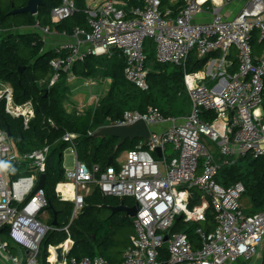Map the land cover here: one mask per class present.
I'll list each match as a JSON object with an SVG mask.
<instances>
[{"label": "built area", "instance_id": "2783aa9c", "mask_svg": "<svg viewBox=\"0 0 264 264\" xmlns=\"http://www.w3.org/2000/svg\"><path fill=\"white\" fill-rule=\"evenodd\" d=\"M141 2L142 6H130L125 0H104L88 6L90 29L77 27L70 40L54 47L58 56L51 60L54 74L49 85L62 71L68 72V80L76 78L71 70L87 55L117 48L126 57V78L146 90L147 39L154 40L157 60L162 63L185 67L191 53L200 58L215 52L218 55L201 71L185 69L184 83L191 100L187 115L166 117L149 107L144 113L125 111L115 121L127 125L144 119L151 129L148 142L139 139L118 167L110 164L102 170L99 164L87 166L77 157L78 135H64L76 161L73 168L64 166V182L72 194L57 193L61 200L74 203V216L83 210L85 190L90 191L92 185L99 186L106 196L132 197L139 204L131 245L121 261L109 262L94 255L73 259L71 264H160L164 244L170 253L167 264H235L241 258L261 259L264 210L246 215L245 185L238 182L225 187L217 176L223 164L248 155L264 158V51L256 55L253 45L255 33L259 40L264 39V0H185L177 11L171 6L163 8L161 0ZM236 2L242 3L236 15L223 13ZM76 11L75 0H61L52 8L51 20L60 23ZM33 28L45 41L52 33L49 26L39 22ZM2 100L6 112L21 117L28 128L35 116L33 103H17L13 87L0 81ZM205 110L216 114L213 122L202 118ZM155 124L164 129L153 130ZM159 147L160 156L156 151ZM49 153V145L19 152L13 138L0 126V234L9 226L11 241L2 240L0 235V249L9 255L10 245L15 244L27 252L24 258L10 255L13 264H39L40 243L51 228L39 219L48 200L44 188L37 189L41 174L46 173ZM14 166L29 173L14 178ZM193 190L201 192V202L191 206ZM210 207L216 214V226L212 231L197 229L200 249H194L184 232H171L164 242L177 216L185 222L203 223ZM69 245L64 246L65 251Z\"/></svg>", "mask_w": 264, "mask_h": 264}, {"label": "trees", "instance_id": "16d2710c", "mask_svg": "<svg viewBox=\"0 0 264 264\" xmlns=\"http://www.w3.org/2000/svg\"><path fill=\"white\" fill-rule=\"evenodd\" d=\"M77 11L71 17L53 23L50 12L59 5L61 0H43L36 15L31 13H11L15 8L24 7L28 0H0V81L10 84L14 90L17 103L31 101L35 116L25 128L23 119L14 118L5 110V100L0 101V126L10 129L13 141L19 152H28L50 146L47 161L46 182L44 192L48 205L43 209L49 213L45 221L51 228L47 231L39 247L37 260L39 264H51L50 247L60 246L68 239L73 245L67 254V264L73 259L80 260L85 256L101 255L109 262L121 261V255L131 245V235L134 233V220L124 213H112L107 205L117 206L120 197L106 196L99 186H93V192L85 197L83 210L74 218V203L61 200L56 191L57 185L65 179L64 152L70 143L63 139L66 133H75L77 157L91 167L99 164L105 169L112 165L119 166L120 156L138 144L139 139L128 140L116 148L119 138L107 136L97 138L94 133L100 127L120 120L125 111L144 113L149 107L157 108L164 116L183 117L189 113L191 100L184 83L185 69L188 72H198L204 69L211 58L218 53H210L199 57L191 53L186 66L174 63H162L157 60L156 44L153 39L145 42L148 69V89L141 90L125 76L126 57L120 49L113 48L110 53L87 55L84 60L77 61L72 72L80 79L103 78L110 79L109 90L100 98L98 106L85 112H68L64 101L70 91L68 72L62 71L59 79L50 86L54 74L51 60L58 56L55 49L45 50V40L38 31L21 30L22 27H33L37 22L49 26L68 36L77 27L90 29L86 9L87 0H75ZM130 6H142L141 0H125ZM162 7H170L169 0H161ZM185 4V0L172 6L177 11ZM254 51L259 55L264 51V39L259 40L255 33ZM62 56L66 52L61 53ZM25 66L20 72L19 68ZM43 82V83H42ZM202 118L213 122L214 112L205 110ZM219 157V155H218ZM219 159V158H218ZM223 159V157H221ZM29 172L23 167L14 166L12 176L17 178ZM217 181L225 187L242 182L246 187L243 195L250 199L251 207L245 210L253 215L264 210V158H254L251 155L237 159L229 164H223ZM195 199L191 206L201 202V192L193 190ZM127 205L132 206L135 200L124 198ZM39 216L41 221L42 217ZM216 214L212 207L207 211L206 221L185 222L177 216L172 233L184 232L188 235L195 250L202 247L199 227L212 231L216 226ZM57 219V226L53 225ZM2 240L10 241L9 226L1 230ZM12 249V245H10ZM170 258L168 245L160 249L159 262L167 264Z\"/></svg>", "mask_w": 264, "mask_h": 264}, {"label": "water", "instance_id": "95a60500", "mask_svg": "<svg viewBox=\"0 0 264 264\" xmlns=\"http://www.w3.org/2000/svg\"><path fill=\"white\" fill-rule=\"evenodd\" d=\"M43 0H28L27 4L24 7L21 8H15L11 13L16 14V13H31L32 15H36L39 11V7L43 5ZM25 69V66H21L19 68V71L22 72ZM7 132L10 137H12V133L10 129H7ZM94 136L97 138H104L107 136L111 137H117L119 138V142L116 145V148H119L121 145L125 144L128 140H135V139H143L144 143L146 144L148 140L151 137V129L148 125V123L144 119H140L132 124H127V125H118L115 122H112L109 125L100 127L97 129L94 133ZM157 153L159 156L162 153L161 148H157ZM113 163V158L110 157L109 159V164ZM45 182H46V173H42L40 176L39 183L37 185V189H43L45 187ZM113 213L116 212H125L127 217L134 218L136 216V213L139 208V204L135 203L132 206L126 205L124 198H121V202L117 206H108ZM57 219L54 220L53 225L57 226ZM171 231L169 230L165 236H164V242H168L169 237H170ZM71 245L66 249L67 253L70 251ZM63 251L64 247L59 246L56 248L55 252L57 255V262H61L62 257H63ZM261 264H264V249L262 253V258H261Z\"/></svg>", "mask_w": 264, "mask_h": 264}, {"label": "crops", "instance_id": "0c3cea01", "mask_svg": "<svg viewBox=\"0 0 264 264\" xmlns=\"http://www.w3.org/2000/svg\"><path fill=\"white\" fill-rule=\"evenodd\" d=\"M179 2V0H174L173 2H171L169 0V3H170V6H175L177 3ZM240 2H236L235 4H232V5H235V8L237 7V4H239ZM231 5V6H232ZM90 6V5H89ZM235 9L234 7H229V8H225L227 9L225 14L228 16V15H231L230 13H232V10L230 9ZM204 20H206L207 18H203ZM21 30H23L24 32L26 31H36L33 27H22ZM71 37L70 36H67V35H64L62 33H59V32H56V31H52L51 35H49L47 38H46V41H45V50H49V49H52L54 48L55 46H57L59 43L61 42H64V41H67V40H70ZM91 79V78H89ZM89 79H86V80H89ZM109 81L108 83V86L106 88V91L109 90L110 88V84H111V80L110 79H106ZM84 81V82H83ZM79 85L77 88L80 89L81 86H87V85H90L91 82L90 81H85L84 79H80V78H76V80L74 82H72V84H76ZM78 83H81V84H78ZM70 86V90L72 88V86ZM97 96V95H96ZM104 96V95H103ZM99 100V99H98ZM98 103H96L94 105V108L97 106ZM91 105V99H89V101L87 102V104H84V105H81L80 108H82V110H79L78 112L79 113H82V112H85L86 110L90 109ZM65 106V105H64ZM93 107V106H92ZM66 108V106H65ZM79 108V109H80ZM66 110L68 112H72L71 110H68L66 108ZM165 126H168V125H165ZM164 129V126H161L160 129H158L159 131ZM70 149V147H69ZM124 160L126 159V156H127V151L124 152ZM121 157V156H120ZM123 159V158H122ZM122 159H119V164L122 163L124 160ZM65 166V165H64ZM56 191L58 193L60 192H63L66 196H70L72 194V190L71 188L69 187V185H67L64 180L62 182H60L57 187H56ZM91 193H89L88 195H90ZM87 196V195H86ZM114 197V196H113ZM125 198V197H124ZM120 202H121V199H120ZM127 205V204H126ZM108 206H111V205H107V210L109 209L110 211H112ZM243 206H244V211L249 209L251 207V202H250V199L247 198V197H244L243 198ZM113 213V212H112ZM116 213H119V212H116ZM120 213H124L125 212H120ZM114 214V213H113ZM126 215V214H125ZM77 215L74 216V210H73V216L72 218L76 217ZM42 220L43 222L45 223V221H47L49 219V213L48 212H44L42 215ZM130 218V217H129ZM134 234V233H133ZM132 234V235H133ZM131 235V236H132ZM69 244H73V241L71 239H68L65 243L61 244L60 246H66V245H69ZM59 247V246H51L50 247V253H51V257H50V262L51 264H67V251H63V257H62V260L61 262H57V255H56V248ZM10 255H17L21 258H24L26 255H27V252L24 248L22 247H19L15 244H12V249H10V253L9 255H7L4 251H2L0 249V264H13L12 261L10 260ZM123 258V255H121V259ZM258 260L260 259H253V258H250V259H247V258H241L239 259L235 264H257Z\"/></svg>", "mask_w": 264, "mask_h": 264}, {"label": "rangeland", "instance_id": "374dc122", "mask_svg": "<svg viewBox=\"0 0 264 264\" xmlns=\"http://www.w3.org/2000/svg\"><path fill=\"white\" fill-rule=\"evenodd\" d=\"M104 0H87V5L89 6H95L101 2H103ZM171 2H173L174 0H170ZM242 3L237 4V7L235 8V5H232L230 7H234L235 9H230L232 10V14L231 16H234L238 13L239 9L241 8ZM227 9H224L223 13L225 14ZM76 80V78H73L71 80H68L69 85H73L72 82H74ZM85 81H90L91 84L87 85V86H81L80 89L77 88L79 85L74 84L71 88V90L68 92L67 97L64 101V105L66 106V108L68 110L73 111H79L82 110V108H80L81 105L87 104V102L89 101V99H91V105L90 107H94V105L100 101V98L106 94V88L108 86L109 81L103 78H91L89 80H85ZM84 82V81H83ZM43 83V82H42ZM81 84V83H78ZM97 95V96H96ZM99 99V100H98ZM80 108V109H79ZM190 110H191V106H190ZM189 110V112H190ZM161 126L160 125H152V129L153 130H158L160 129ZM168 151H171V149L169 148ZM124 153L121 155V157L119 159L124 160ZM75 161H76V156L73 154L72 150L67 148L64 152V165L65 167L68 168H73L75 166ZM93 186H91V190H85V194L88 195L89 193L93 192ZM127 198H132V197H127ZM134 199V198H132ZM246 214V213H245ZM248 215V214H246ZM257 264H261V259L258 260Z\"/></svg>", "mask_w": 264, "mask_h": 264}]
</instances>
